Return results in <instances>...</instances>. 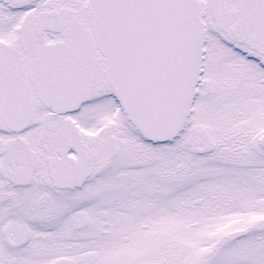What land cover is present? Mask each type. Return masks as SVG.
Listing matches in <instances>:
<instances>
[{"label": "snow or ice", "instance_id": "obj_1", "mask_svg": "<svg viewBox=\"0 0 264 264\" xmlns=\"http://www.w3.org/2000/svg\"><path fill=\"white\" fill-rule=\"evenodd\" d=\"M0 264H264V0H0Z\"/></svg>", "mask_w": 264, "mask_h": 264}]
</instances>
